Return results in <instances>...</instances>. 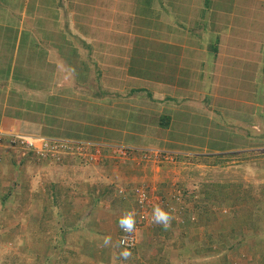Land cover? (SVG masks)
Here are the masks:
<instances>
[{
	"label": "crops",
	"instance_id": "0c3cea01",
	"mask_svg": "<svg viewBox=\"0 0 264 264\" xmlns=\"http://www.w3.org/2000/svg\"><path fill=\"white\" fill-rule=\"evenodd\" d=\"M69 1L64 0L61 5H63L62 10H65L66 17H64V20L70 23V27H67L66 24H57L55 21L52 28L49 26L54 16L52 15L54 11L52 9L47 10V13L50 14L51 12V17L48 14H43V10L45 9H42L41 0H35L34 9H32L33 7L30 9L29 4H31V1L29 0H0L1 128L45 137L99 141L106 145L103 151L107 148L108 152L112 153L108 145L132 146L136 144L141 147L149 146L144 145L145 143H130L120 134L121 132H127V130H121V127L118 126L120 119L117 113L122 110L127 112V109L137 107L142 111L141 114L149 115V112H156L160 115V118L162 116H169L168 126L171 125V122L174 123V130L178 132L176 134H169V129L164 133L162 130L159 145L157 147L150 146V148L155 147L168 151L177 150L178 152H182V150H200V152H208L209 154L232 153L249 148L264 149V142H259L252 146L250 143H246L245 146L241 145L229 149L211 147L206 143L202 146L198 143L192 145V143H189L191 140L189 135H179L195 132V130H190L191 124L194 127L195 122L200 125L204 124L207 126L209 132L212 133L215 132L216 128L221 129V127H224L226 121L230 123H228L230 126L235 125L237 127L234 130L247 134V136L251 135L250 129L264 133V102L260 103L257 99V96H264V94L260 95V91L259 94L250 95L249 93L234 90L233 87L231 89L229 86L228 89L231 90H227L226 95L222 94L218 96L220 92L213 93L212 89L209 90L211 92L209 94L204 89L206 86V76L204 73L207 72V68H205L204 71L198 73V76L200 74L201 84L198 86L196 95L188 96L186 91H189V89H187L185 84L191 85L193 81L198 79H193L191 82L186 79L181 80L182 76L177 72L178 69H181L180 66H166L164 64L163 71L160 74L161 77L155 73L157 72L155 63L158 61L164 62L162 60L164 58L166 60L173 58L179 64L184 63L186 59H190L192 54L200 52L196 54L200 64L196 69L198 71L202 68V65H207V62H209L207 55L211 56L213 60H218L219 57L225 58L232 51L231 44H217L215 42L212 45V41H209L211 45H204L209 48L208 52L203 48L201 51L200 46H198L194 48L193 53L188 52L190 55L185 57L184 54L187 52L186 31L174 23H171L172 26L169 28V24L162 22L170 21L168 17L169 12L174 15V19H184L187 17V14L183 13L180 16L178 9H168L170 4L167 0L160 1L162 10L160 11L161 14H157L158 17H153L148 13L149 2L151 0ZM250 1L252 9V5H255V1L257 0ZM156 3L158 2L155 1L154 4ZM200 3H198L199 6ZM66 4H70L75 8L66 9ZM190 4L192 5V10L188 14H191L194 10L195 3L191 2ZM55 5H58V3ZM143 5L145 10L142 9ZM39 13L40 16H38ZM229 16L230 21L227 22L229 26L227 25L226 27L233 28L237 26L240 31L245 33L247 25L241 24V26H238L234 24V21H240L237 12L233 10ZM37 19L42 21L49 19V21L43 27L42 24L38 25L36 23L35 20ZM108 20L111 21L108 22ZM220 20L224 21L225 18H220ZM220 20L218 19L219 23ZM58 25L61 30H58ZM104 30L105 32H103ZM257 30H259L257 34L251 36L256 37L252 46L251 44L247 45L244 43V45H240V49L236 47L235 49L240 53L241 58L244 59L246 67L250 68L254 73L251 76L252 79L254 81L262 79L264 83V16L262 26ZM194 31L197 32L196 29ZM192 33L194 34V32ZM110 37L113 39L111 40ZM202 37L203 33L200 34V38ZM123 41L128 45L133 43V46L130 45V47L133 50L136 48L135 54L139 55L131 59L127 55L121 56L119 54L114 62L109 61L114 49L112 46L115 47ZM72 47H76V52L78 48H81L84 54L70 56L68 53L71 52L70 49ZM176 49L181 50V54L177 53ZM122 54L128 53L123 52ZM225 61H221L219 64ZM60 64L71 66L69 68L71 71L65 74L61 73L60 75L58 73L61 67ZM27 68L38 69L40 72L48 68H55L56 71L54 78L48 77V81L46 79L47 76H41L37 80L31 77L32 80H27L25 76V69ZM143 68L144 70H142ZM168 68L172 72H168ZM114 69L116 70L115 73L120 74L121 79L117 83L110 84L111 86H106L107 81L109 82V79L114 75ZM172 69H176V71ZM108 71L110 78L106 81V72ZM192 75L194 73L188 76L192 78ZM131 76L142 79L143 83L134 82L131 80ZM236 80L240 81L239 79ZM91 84L97 86L96 91L88 92V90L90 91L89 86ZM74 85L84 90L74 88ZM134 86L139 87L138 92L140 94L138 96H134L135 93L131 92L127 96H115V91H118L119 88L124 87L131 91ZM99 87L101 88L98 89ZM109 87L113 88L111 90L114 92H112L113 96H98L102 90L109 89ZM154 90L162 93L163 96H153ZM174 92L177 93V96L171 95ZM205 92L208 94V98H204ZM132 96L134 97L132 98ZM219 99H224L225 102L219 104ZM30 102H33L34 106ZM192 103H194L193 106ZM258 107H262L259 111L263 113L258 111ZM92 110H95L94 114L91 113ZM111 111L115 114L112 115ZM171 111H179L183 114L191 112L194 120L193 122L187 121L185 130L183 131L180 129L182 126L178 120L169 114ZM144 116L146 117V115ZM219 116H225L227 120H221ZM251 116L262 118L259 121H252ZM229 118H235V121H230ZM151 123L149 121L145 124V121L140 120L139 125L144 126L145 124V126H149ZM68 126H71V129L63 130V128ZM74 127H77V129ZM93 127L96 128V133ZM98 127L101 129L98 130ZM105 129H108L109 133ZM194 139L196 140V137ZM55 163L49 161L39 162L32 154L23 155L20 149L12 148L7 139H4L0 143V251L5 250L4 245L6 244H16L11 239V243L3 241L15 236L18 228H23L26 240L25 245L28 246L27 250L33 248L37 251H34V256L28 254L25 249L18 248L19 254L27 253L24 260L33 261V264L38 262L48 264L52 258H54L55 263L59 259L56 258L58 252L61 253L68 249V252L71 250L74 253L73 248L77 247L79 241V251L85 260L83 264H95L105 255H109L110 259L115 258L116 253L115 255L113 254V246L115 240L116 242L118 241L117 232H114L113 229V233H110L112 242L108 246L104 245L103 241L105 237L100 235V232L101 230L109 232L112 230V227H117L120 218L131 213L133 205L125 204L115 209L114 214L116 215H114L113 220H111L113 212L109 211L107 205L103 207L102 204L100 208H95L89 204H83L79 207L74 204L73 206L72 199L70 198L74 196V193H77L81 197L89 195L93 197L95 195L94 188L89 186L91 181H89L88 177L90 175L87 174H89L91 169L99 172L101 164L104 165V162L101 160L100 163L90 164L73 156H67L60 163ZM138 167L136 163L130 160V165L127 169L132 171L140 170ZM261 167H264V165ZM260 172L261 174L258 175L264 177V171ZM79 175L81 176L79 177ZM101 181L98 192L106 193V181L108 179L106 180L104 173ZM96 185L99 186V184ZM135 187L136 185L130 188L129 193L127 189V193L135 192ZM54 191L60 192L62 197H65V201L63 202L67 205H60L57 201H53L51 193ZM159 195L160 197H164L165 193H159ZM14 196L18 198L16 205H14L12 199ZM48 196L49 200L46 199ZM184 196V192H182L181 199H175V204L172 205L173 208L177 209L179 205L188 206L187 215L195 214L196 210L191 205L192 203L186 202L183 198ZM32 197L35 199H28ZM133 199H135L134 196ZM160 199L157 201L154 197L152 211L157 206L162 207L163 204ZM194 200H196L195 197ZM50 204L54 208L51 214H49L50 211L48 210ZM67 208L69 212L68 217L65 215ZM72 209L79 214V219H76V223L73 222L75 217L72 216ZM31 213L39 215L37 224H39L40 229L44 232V236H40L39 240L31 239L30 235L27 237L28 228L32 225ZM11 214H16L17 216L13 217ZM236 215L237 217L232 216V214L231 218L227 217L225 229L216 226L215 222L218 219L214 222L212 220L208 221L206 225L198 223L199 221L197 220L198 224L196 222L189 223V226L184 229L178 228L177 224H173L169 228L171 232L170 240L172 241L182 234L185 239L194 243V247H191V245L188 250V248L184 249V247L174 249V247L166 246L170 250L163 256L167 259L169 258L172 262L176 261L175 264H207L209 262L211 264H220L221 261L233 264L232 261L236 255L235 257H231L230 254L226 256L223 251L227 248H231V250L239 248L242 244L240 241L243 242L244 237L249 236L254 238V241L248 245L251 254L245 255L239 264H264V260L260 258L264 254V224H262L261 220L251 218V216L248 218V216L240 213ZM101 218H107L112 223L104 228L100 225L97 226L96 224L99 223ZM11 220H15L13 223H16L17 229L14 230L15 227L12 226ZM151 223H147L148 230H151L150 227L152 225H149ZM92 224L96 225L94 229H92ZM235 224L238 227H234L233 225ZM81 227L87 233L86 236L78 232ZM229 228L241 231H246L245 229L247 228L251 229L248 235L245 233L243 236H240L237 231L234 232ZM88 230L90 233L97 231L94 240L88 235ZM199 232H208V234L206 233V237L203 238L202 236H198ZM209 233L212 234V238L209 236ZM222 233H225V235ZM149 234L151 235V233ZM213 234L215 235L213 236ZM159 237L162 240H167L168 236L159 235ZM147 239V237L141 238L143 245L147 244L145 243ZM210 240L213 241L212 247L214 250L212 252L204 248L196 249L197 246L202 245L211 247ZM232 242L236 243V245L232 244ZM90 246L94 247L90 248ZM117 250L119 249L117 248ZM219 251L222 252L221 255L214 254ZM261 252L262 254L260 255ZM73 253L66 252L68 257L72 258ZM157 258L159 259L160 255ZM191 261L193 262L191 263ZM0 263L3 262L0 261Z\"/></svg>",
	"mask_w": 264,
	"mask_h": 264
},
{
	"label": "rangeland",
	"instance_id": "374dc122",
	"mask_svg": "<svg viewBox=\"0 0 264 264\" xmlns=\"http://www.w3.org/2000/svg\"><path fill=\"white\" fill-rule=\"evenodd\" d=\"M31 1V4H29L30 9H34L35 6V0H29ZM38 1V0H36ZM64 0H41L43 14H48L51 17L50 14L47 13V10L54 11L52 13L53 18L50 21V26L53 28V24L55 21L57 24H66L67 27H70V23L64 20L65 16V10H62L63 5L61 3ZM156 2V4H154ZM162 0H151L149 2V14L153 17H158L157 14H161V2ZM169 2L168 9L174 10L178 9L180 16L182 14H187V17L184 19H174V15L169 12L168 17L170 19L169 22H162L164 24H169L168 27L170 28L171 23H174L175 25H179L181 28L184 29L186 34V53L184 54L185 57H188L190 54L188 52H192L194 48L200 46V50L202 51V48L205 49L206 52H208L209 48L205 47L204 45H213L215 42L217 44H231V50L229 54L226 55V57H219L217 60L211 59V56L207 55L209 58V62H207V65H202V68L200 70H196L200 64L197 60L196 54H192V57L190 59H186L184 63L177 64L175 62V59L170 58L169 60H166V58L162 59L164 62H156L155 63V69L157 70V73L159 77H161V73L163 71V66L166 64V66L171 65H178L181 69L177 70V72L180 73V76H182V79H186L189 82H191L193 79H198L192 82L191 85L185 84L187 89L186 93L188 96L196 95L198 86L200 83V74L198 76V73H201L204 71L205 68H207V72L205 74V81L206 86L204 89L207 93L210 89H212L214 92H220L218 96H221L222 94L226 95L227 90H231L233 87L234 90H239V92H245L249 93L250 95H256L257 93L260 95L263 93L264 83L262 79L259 80H253L252 79V70L250 68H247L244 64V59L241 58L240 53L236 51L235 47L240 49V45H244V43L252 44L255 42L256 37H251L257 34L259 30L258 28H261L262 26V20L264 16V0H257L255 1L256 4L252 5L253 8L251 9L250 5L252 4L250 0H167ZM241 1V3H240ZM68 2H70L68 0ZM191 2H194V10L191 14H188L190 10H192ZM201 2V3H200ZM28 3V2H27ZM26 3V5H27ZM58 3V5H55ZM200 3V6L198 5ZM207 3V4H206ZM61 5V6H59ZM196 5V6H195ZM66 9L68 8L73 9L75 8L72 5H65ZM143 10H145L144 5L142 6ZM251 9V10H250ZM237 12L238 19L240 21H234V24L241 26L247 25L246 32L243 33L240 31L237 26L235 27H226L229 24L227 22L230 21L229 14L232 13V11ZM250 10V11H249ZM79 12V10H77ZM249 11V12H248ZM147 12V9H146ZM33 13V12H31ZM148 14V15H149ZM40 16V13L39 15ZM220 18H225L224 21H221ZM212 19V20H211ZM218 19L220 20V23L218 22ZM36 23L42 24L43 27H45L46 23L49 21H42V20H35ZM111 20H108L110 22ZM28 23V20H27ZM99 24V21H98ZM72 25V24H71ZM256 25V27H255ZM107 28V25H106ZM173 28V27H171ZM196 29L197 32L194 30ZM58 30H61V28L58 25ZM105 32V30L103 31ZM194 32V34L192 33ZM197 33V34H195ZM203 33V37L200 38V34ZM105 34V33H104ZM247 35V36H246ZM112 40L113 38L110 37ZM208 39V42H207ZM209 41H212L210 44ZM131 46H133V43H130ZM130 45L126 44L125 41L122 43H118L117 46L113 47V52L111 53L112 56L109 58V61L114 62L119 54L121 56L127 55V57H130L131 59L135 56H138L139 54H135V50H133ZM136 45V44H135ZM136 47V46H135ZM76 47H72L68 54L79 56L81 53H83L82 49L78 48L77 52L75 50ZM80 51V52H79ZM177 53L181 54V50H177ZM123 52H127L128 54H122ZM80 53V54H79ZM193 53V52H192ZM84 54V53H83ZM222 56V55H221ZM181 57V56H180ZM222 64H219L221 61H224ZM217 61V62H216ZM206 64V63H205ZM61 67L58 70V73L61 75V73H69L71 70V66H66L64 64H60ZM137 69V68H135ZM26 70V79L32 80L34 78L35 80L41 78V76H47V81L49 80L48 77L54 78L55 76V68H48L46 70H40L38 69H30L27 68ZM144 70V68L142 69ZM176 71V69H172ZM115 69L113 70L114 75L109 79L106 76V81L109 79V82L117 83L120 81L121 76L119 73H115ZM134 71V69H132ZM168 72H172L171 69L168 68ZM191 73H194L192 75V78H190L188 75ZM108 74V73H107ZM59 75V76H60ZM238 75V76H236ZM84 76V75H83ZM236 79H239L240 81H237ZM131 80L137 83H143L142 79L135 78L131 76ZM195 84V85H194ZM27 85H29L27 83ZM136 85V84H135ZM194 85V86H193ZM230 86L231 89H228ZM137 86H134L135 88ZM74 88H78L79 90H82L83 88L77 87V85H74ZM97 86L91 84L89 86L91 92L93 90L96 91ZM99 87L98 89H100ZM113 88H106V90L109 91V93L103 92V90L100 92L98 96H113V91H111ZM162 89V88H161ZM84 90V89H83ZM120 90V91H119ZM118 91H115V96H127L130 94L129 89L121 87ZM203 90V89H202ZM113 92V93H112ZM205 92V93H206ZM204 96V98H208V94ZM139 93L134 94V96H138ZM172 96H177V93H171ZM233 95V94H232ZM132 96V98L134 97ZM153 96H163L162 93L154 90ZM168 96V95H167ZM181 96V95H180ZM183 96V95H182ZM12 98V96H11ZM257 99L261 103L264 102V96H257ZM209 101V100H208ZM219 104L225 102L224 99L218 100ZM32 106H34L33 102H30ZM259 103V105H261ZM187 104V103H186ZM191 104V103H188ZM194 103H192L193 106ZM30 105V104H29ZM263 107V106H262ZM262 107H258V111L261 110ZM125 110L119 111L117 113L118 117L120 118V121L118 123V126H120L121 130L125 129L127 132H121V136L124 137V139L129 140H139V142L145 143L144 146L141 147L139 145L131 146L133 147V151L127 152V155L119 154L114 155L113 153H109L108 150H104L102 148V151L104 152L102 154L101 160L104 162V165L101 164V169L99 172L97 170H90L89 186L91 188H94L95 195L93 197L86 196L81 197L77 193H74V196L70 199H72V204H76L75 206L79 207L83 204H89L90 206H94L95 208L102 206L109 209V211L112 213L113 220L114 210L122 207L121 204H118V198L122 199V195H118L117 188L124 187L128 189V193L130 188L136 185L135 190L137 187H145L151 194V197L154 200L158 201L160 198H174L177 194H181L184 192V200L187 202H191L190 204L194 207L196 210L195 214L187 215V207L185 211V216H181L177 214L174 218L172 216L171 226L173 224H177L176 226L181 228H187L189 226V223L191 221H196L198 218H202L204 216V213H206L207 216H209L214 222L218 228L223 227L225 229V220L228 218H231V214L234 217H237V213L244 214L245 216H251V218H255L257 220H261L262 224H264V177L259 176L258 174H261L260 171H264V167H261L264 165V149L260 148H249L244 149L243 151L238 152H231L229 153H215V154H221L220 156H215L213 154H209L208 152H200V150H182V152H178L177 150L168 151L163 150L159 148L150 146H158L159 143L156 142L158 139L159 134L162 133V130L159 132H153L152 130L149 131L148 127L145 126L147 122L150 121L152 117V122H158V119L160 118V115L156 112H149V115L147 114H141L142 111L138 109L137 107L127 109V112H124ZM95 110H92L91 113L94 114ZM260 113H263L259 111ZM78 114V112H76ZM147 113V112H145ZM89 114V113H88ZM171 116L175 117V119L178 120V122L181 124V130H185V124L187 121L193 122L194 117L191 115V112H186L185 114L180 113L179 111H171L169 113ZM144 117L145 124L139 125L140 120H142ZM252 117V116H251ZM262 117L259 116H253L251 119L252 121H259ZM219 119L221 120H227L225 116H219ZM230 121H235V118H229ZM234 119V120H233ZM172 121V120H171ZM225 123V122H224ZM229 122L226 121V125L224 127L216 128L215 132L210 133L207 129V126L204 124H198L197 122L194 123V127H190V130H195V132H192L190 134H179L180 136H186L189 135L191 137V140L189 143H198L199 145H204V143L209 144L211 147H217L219 149L221 148H233L238 146H245L246 143H250L251 146L255 145L259 142H264V133H259V131L250 129L251 135L247 136V134H242L241 132L234 130L237 127L230 126L228 124ZM65 124V122H64ZM59 126V125H58ZM117 126V125H116ZM60 128V126H59ZM77 129V127H74ZM159 129V125L156 127ZM173 128V130H172ZM175 125L171 122L170 126L163 127V133L165 131H168L169 134H176L178 133L176 130H174ZM71 129V126H68L66 128H63V130H69ZM148 129L146 132H142L141 130ZM205 129V130H204ZM87 130V129H86ZM96 133V128L93 129ZM203 130V131H201ZM107 133H109L108 129H105ZM259 134V136H257ZM119 135V134H115ZM120 137V136H118ZM196 137V140L194 139ZM154 139V140H152ZM101 143V142H100ZM104 144V143H103ZM135 150V151H134ZM112 157H111V156ZM66 158V157H65ZM64 158V159H65ZM76 159H79L75 157ZM63 159V160H64ZM82 160V159H80ZM100 160V161H101ZM112 160V161H109ZM130 160L133 161V163H136L138 168L140 170L132 171L130 169H127V167L130 165ZM39 162H46L44 160H38ZM83 161V160H82ZM94 162V161H88L87 163L90 164H96L100 163ZM61 162V161H60ZM60 162H57L55 164H58ZM105 166V168H104ZM104 171V172H103ZM259 172V173H258ZM103 173L106 177V186L107 191L106 193L101 192L99 190L101 185V180ZM81 175H79L80 177ZM125 176V177H124ZM105 180V179H104ZM80 182V181H79ZM78 182V183H79ZM130 183V184H129ZM222 184L223 187H219L216 184ZM96 184H99L97 186ZM241 185V188H238L237 185ZM80 185V184H79ZM81 186V185H80ZM79 187V186H78ZM207 189H210V195L207 192ZM111 192V193H110ZM80 193V192H78ZM125 193L126 200L121 201L123 205L130 204L131 206L134 204L133 196L135 192L133 193ZM159 193H165L164 197H160ZM133 195V196H131ZM155 195V196H154ZM98 196V197H97ZM192 196V197H191ZM194 197L196 200H194ZM99 198V199H96ZM135 198V197H134ZM14 205L17 204L18 198L16 196L12 197ZM29 200L35 199L34 197L28 198ZM49 200V196L46 198ZM117 199V200H116ZM188 199V200H187ZM28 200V201H29ZM51 200V199H50ZM89 200V201H87ZM88 202V203H87ZM64 205H67L66 203ZM203 205V206H201ZM48 210L50 211L49 214H51L53 205H49ZM14 210V209H13ZM106 210V209H105ZM152 211V209L150 208ZM75 211V210H74ZM72 209L73 215L79 214ZM235 212V213H234ZM153 213V211H152ZM72 215V216H73ZM11 216L15 217L16 214H11ZM202 216V217H201ZM31 223L32 225L30 228H28V234L27 237L30 235V238L32 239H40V236H44V232L40 229L39 224H37L39 220L38 214H32L31 213ZM187 218V219H186ZM189 218V219H188ZM206 219V217H205ZM111 220H108L107 218L103 219L101 218L99 220V223H97V226L107 227L108 224L112 223ZM15 220H11L12 226H14V230L17 229L16 223H13ZM260 222V221H259ZM208 223V220H207ZM16 225V226H15ZM95 224H92L94 229L96 227ZM150 225V224H149ZM261 225V223H260ZM230 226V225H229ZM234 227H238L237 224L233 225ZM151 228V227H150ZM112 230L109 232L106 231L104 237H110V233L118 231L117 227H112ZM234 232H238L240 236H243V234L247 233L249 234V230L251 229H245L246 231H241L238 229L229 228ZM152 231L147 229V223H143L142 226H140L137 229V238L139 237V242L141 246H144L141 243V238H149ZM79 233H82L83 236H86V232L84 231L83 227L80 228ZM207 233V232H206ZM206 233H198V236H202L203 238L206 237ZM97 231H94L92 233L88 230V235L91 236L92 240L96 238ZM154 237H159L156 232L154 233ZM224 235V233H222ZM229 234V233H228ZM177 235V233H176ZM215 234H213L214 236ZM78 236V235H77ZM88 236V237H89ZM162 236V235H161ZM24 232L23 228H18L16 235L12 238L10 237L9 240H5L3 242H10V239L15 242L16 244H6L4 245L5 250L0 251V261L4 264H33V261H25L24 257L27 256L26 254H19V249H25L28 254L34 255L37 251L36 249L30 248V250H27L28 246L25 245L26 240L24 238ZM180 237L184 240V249L188 248L189 246L194 247V243L190 242L189 240L185 239V237L180 234ZM245 239L240 241L242 244L239 248L231 250V248H227L224 252V254L231 255V257H236L232 261L233 264H239L241 262V259L244 258L245 255H248L251 251L248 248L249 243L254 241L253 237H244ZM27 239V238H26ZM218 239V238H217ZM80 240V239H78ZM113 240V239H112ZM114 241V240H113ZM230 241V240H229ZM231 242V241H230ZM235 242V241H234ZM11 243V242H10ZM18 243V244H17ZM239 243V242H237ZM196 244V243H195ZM235 244L236 243H233ZM22 245V246H21ZM199 245V244H198ZM140 246V247H141ZM227 246H229L227 244ZM80 247V241L77 245V247H74V253L73 251L63 250L64 253H73V258L68 257L67 254H64L63 252L59 253L56 258H59L57 262L54 263V258L50 259V263L48 264H67L66 260H70L73 264H83L85 261L83 259V256L80 254L79 251ZM94 246H90V248H93ZM114 252L113 254L116 257L113 259L109 258V255H105L103 258L99 261H97L95 264H117L118 257L120 251L117 250L116 246V240L114 244ZM196 247V246H195ZM77 248V249H76ZM89 248V249H90ZM140 249V248H138ZM8 250V251H6ZM141 252V253H140ZM23 253V252H22ZM222 252H216L214 254L221 255ZM102 254V253H101ZM109 254V253H108ZM152 254V249H149L145 247L144 249L141 248V250H136V253L131 255L128 259H122L121 261L123 264H138V261L135 259L139 258L142 264H148L149 260L148 258ZM251 254V253H250ZM262 252L260 253V255ZM259 255V253H258ZM259 255V256H260ZM33 256V257H34ZM187 256V255H186ZM65 258H67L65 260ZM264 260V254L261 255V257ZM193 261H191L192 263ZM36 264H44V262L36 263Z\"/></svg>",
	"mask_w": 264,
	"mask_h": 264
},
{
	"label": "built area",
	"instance_id": "2783aa9c",
	"mask_svg": "<svg viewBox=\"0 0 264 264\" xmlns=\"http://www.w3.org/2000/svg\"><path fill=\"white\" fill-rule=\"evenodd\" d=\"M4 139L9 141L12 148L20 149L23 155L32 154L37 160L49 161L51 163L60 162L67 156L77 157L86 162H99L103 154L102 148L106 147L105 144L100 142L93 143L78 139L24 134L18 130H6L0 127V143ZM108 147L114 155L128 154V150L125 146L108 145ZM117 189L121 195L127 193V189L124 187H119ZM134 197L139 205V209L132 208L131 213L136 217L137 224L132 234L124 232L122 238H120V241L123 239L129 240L132 242L133 246L137 243V229L142 226L143 223H150L153 221V213L150 208H152L154 204L150 192L145 187H137ZM181 197L182 193L177 194L175 199L179 200ZM171 199L174 198H161L162 207L169 210L174 218H176L175 216H177V214L183 217L186 207L184 205H179L177 209H174L171 204Z\"/></svg>",
	"mask_w": 264,
	"mask_h": 264
},
{
	"label": "trees",
	"instance_id": "16d2710c",
	"mask_svg": "<svg viewBox=\"0 0 264 264\" xmlns=\"http://www.w3.org/2000/svg\"><path fill=\"white\" fill-rule=\"evenodd\" d=\"M106 73H108L109 74V71L108 72H106ZM107 74V78H110L109 77V75ZM110 84H113L112 82H108L107 81V83L105 84L106 86H111ZM139 87H136V88H133V90H131L132 92L131 93H139L138 92V89ZM103 92L106 94V93H109V91L108 90H103ZM140 94V93H139ZM112 115L113 114H115L114 112H110ZM144 117L145 116H143V118H142V120L141 121H143L144 120ZM119 118V117H118ZM120 119V118H119ZM152 119V118H151ZM150 122H152V120H150ZM157 124L158 125H160L161 127L159 128V129H157L156 127H157ZM169 125V116H165V117H161V118H159L158 119V122H152L151 123V125H149V127H148V129H149V131L150 130H152L153 132L155 131V132H159L160 133V130H163L162 128L163 127H167ZM94 128V127H93ZM89 129H91V128H89ZM99 129H101V128H99L98 127V130ZM148 129H143V130H141L142 132H146V131H148ZM158 136V140L156 141V142H158V143H160L159 142V140L161 141V134H159V135H157ZM80 140H83V139H80ZM130 143H142V142H139V140H129V139H127ZM152 140H154V139H152ZM83 141H88V142H93V143H98L99 141H93V140H83ZM136 144H134V145H132V146H135ZM118 146V145H117ZM120 146V145H119ZM121 146H124V145H121ZM126 148H127V150H128V152L130 153V151H133V147H131V145H127V146H125ZM106 150H107V148H105ZM110 149V148H109ZM135 151V150H134ZM110 152H111V150H110ZM232 154H234V153H232ZM213 155H215V156H220L221 154H213ZM217 186H219V187H223V185L222 184H216ZM238 186V188H241V185L239 184V185H237ZM117 192H118V189H117ZM207 192H208V194L210 195V189H207ZM118 195L120 196L121 194L118 192ZM51 196H53L52 197V199H53V201L55 200V201H57L58 202V204H63L64 205V202L63 201H65L64 199H65V197H62V194H60V192H56V191H54L53 193H51ZM123 196V195H122ZM192 197V196H191ZM122 199L123 200H125V201H127L126 199V197L124 196V197H122ZM122 199H119L118 198V204H121V205H123L122 203H121V201H122ZM166 199V198H165ZM117 200V199H116ZM134 200V204H133V206L132 207H134L135 209H139V205H138V203H137V201L135 200V199H133ZM175 202V199H171V204L173 205V204H175L174 203ZM201 206H203V205H201ZM67 210V212L65 211V215L68 217L69 216V212H68V208L66 209ZM204 213V216L202 217V218H199L198 219V223H201V224H204V225H206L207 224V219H208V221H211V218L209 217V216H207L206 215V213L205 212H203ZM132 214V213H131ZM134 215V214H133ZM73 217H75V220H73V222L74 223H76V219H79V216L78 215H73ZM135 217V216H134ZM204 217H206V219L204 218ZM135 220H136V223H135V226H136V224H137V219H136V217H135ZM193 222H196V221H191V223H193ZM154 223V221H152V223L150 224V225H152V231H151V235H150V237L145 241V243H147V244H145L144 246H141L140 245V242H139V237L137 238V243L135 244V246H133L132 248H131V251H132V255L133 254H135L136 253V250H141V248L142 249H144L145 247H147V248H149V249H152L153 250V252H152V255L150 256V258H149V263L148 264H175V262L176 261H174V262H172V261H170L169 260V258L167 259L165 256H163V255H166L167 253H168V250H170L168 247H166V246H171V247H174V249L176 248V249H180L181 247H183L184 246V240H183V238H181L180 236L179 237H177L176 239H174V240H170V227L168 228V229H164L163 228V226L162 225H158V224H153ZM197 223V222H196ZM197 223V224H198ZM78 225V224H77ZM83 225V224H82ZM156 232V234H158V235H165V236H168L167 237V240H162V239H160V237H154L155 236V233ZM105 233H106V231H103V230H101V232H100V235H105ZM123 231H122V229L120 228V226L118 225V231H117V237H118V241L116 242V246H117V248L119 249V251H121V245H120V238H122V236H123ZM207 234H208V232H207ZM224 235H225V233H224ZM209 236L211 237L212 236V234L211 233H209ZM212 238V237H211ZM212 240H210V244H211V247H205V246H197L196 247V249H198V248H204V249H208L210 252H212L213 250H214V248L212 247ZM142 243V242H141ZM141 246V247H140ZM170 247V248H171ZM138 248H140V249H138ZM71 251V250H70ZM64 253V252H63ZM141 253V252H140ZM164 253V254H163ZM64 254H66V253H64ZM158 255H160V258L158 259L157 257H158ZM170 257V256H169ZM171 258V257H170ZM66 260V259H65ZM138 261V264H142L141 263V261L139 260V258H136L135 259V261ZM225 261H221L220 262V264H230V262H225ZM66 263L67 264H69L70 263V260L68 259V260H66ZM0 264H4V263H0ZM71 264H73L72 262H71ZM117 264H123V262L121 261V258H119L118 257V260H117ZM207 264H211L210 262L209 263H207Z\"/></svg>",
	"mask_w": 264,
	"mask_h": 264
},
{
	"label": "clouds",
	"instance_id": "9594fccd",
	"mask_svg": "<svg viewBox=\"0 0 264 264\" xmlns=\"http://www.w3.org/2000/svg\"><path fill=\"white\" fill-rule=\"evenodd\" d=\"M153 221L155 224L162 225L164 229H168L171 226L172 215L170 214L169 210H167L166 208L157 206L153 209ZM135 223L136 220L134 215L128 213L120 218L119 226L123 232L132 234L135 229ZM103 242L105 246H108L112 242L111 237H105ZM120 245L122 247L119 256L122 259H128L132 255V251H131V248L133 247L132 242H130L127 239H123L120 241Z\"/></svg>",
	"mask_w": 264,
	"mask_h": 264
}]
</instances>
